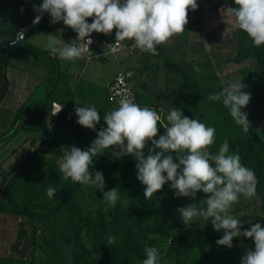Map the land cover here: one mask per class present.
<instances>
[{"label": "trees", "instance_id": "trees-1", "mask_svg": "<svg viewBox=\"0 0 264 264\" xmlns=\"http://www.w3.org/2000/svg\"><path fill=\"white\" fill-rule=\"evenodd\" d=\"M201 1L214 4L221 0ZM227 1L230 6H235L234 0ZM42 2L0 0V41H14L22 28L37 15L33 5ZM50 19L48 14L34 30L51 24ZM238 35L236 55L229 61L241 64L253 59L262 66L259 72L249 65L240 69L241 83L245 85L242 90L251 94L245 109L255 113L257 119L262 121L264 45L254 46L248 35L239 28ZM25 41L13 48H0V104L8 92V81L3 69H7L15 53H42L26 46ZM157 51L164 58L165 67L178 72L183 80L179 98L174 101L175 108H180L191 119L214 127L216 139L207 150L215 154L227 140L230 152L238 153L241 163L254 170L258 180L256 194L264 193V138L251 123L250 131L245 133L235 124L229 110L221 102L207 99L225 86L216 74L212 60L186 67L184 61L180 63L172 58L164 46L158 45ZM212 56L216 58L214 54ZM58 61L53 60L45 79L32 96L17 108L16 118L10 128L0 132V147L22 131L33 133L28 138L31 141L30 154L22 164L12 169L0 188V213L33 219L36 223L31 256H0V264H142L146 259V245L156 247L159 252L167 247V258L174 264H206L205 255L209 247L227 248L216 244L223 235L214 233L210 221L198 217L185 225L176 212L178 207L206 198L205 193L198 192L194 199L175 197L174 190L165 184L151 199L146 200V186L137 179V161L132 155L118 157V151L110 148L94 158V167L90 169L93 173H103L105 191L118 187L120 198L115 207H108L102 199L103 193L94 186L63 178L59 168L65 150L71 146L85 150L96 138V132L102 126L106 127L103 114L110 111L112 103L108 94V102L100 99L95 102H77L80 107L95 105L101 117L96 131L79 125L74 112L77 103L71 102L74 90L67 74L57 72V68L60 69ZM195 67L201 71L196 72ZM136 94L140 107L153 108L161 116L159 130L154 137L158 139L166 131L163 126L168 123L166 117L172 109L166 110L158 98L138 91ZM55 101L63 105L58 116L52 114ZM219 109H223L220 110L221 114L217 111ZM151 146L149 141L144 149L146 155ZM48 184L57 188L54 199L46 195ZM198 207L205 205L198 203ZM110 236H115V243H107ZM239 239L242 238H234L233 242ZM216 248L214 251L217 253ZM161 263L163 260L159 261Z\"/></svg>", "mask_w": 264, "mask_h": 264}, {"label": "clouds", "instance_id": "clouds-1", "mask_svg": "<svg viewBox=\"0 0 264 264\" xmlns=\"http://www.w3.org/2000/svg\"><path fill=\"white\" fill-rule=\"evenodd\" d=\"M234 5L224 7L223 15L233 17L236 26L248 35L254 46L264 45V0H234ZM197 8V0H43L41 4L33 5L37 13L33 23L38 24L42 14L47 12L50 23L62 21L77 33L76 39L82 41V45L65 42L62 48L48 45L49 54L63 61L82 59L84 53H91L92 33L108 35L113 29L116 30L115 44L133 40V46L141 52L159 55L157 46L170 44L172 37L183 33L189 22V10ZM88 18H92L91 23L87 22ZM205 47L208 52L212 51V45L205 43ZM194 70L201 71L199 67ZM244 87L241 81L228 84L207 99L221 102L229 110L235 124L247 133L250 121L248 113L242 109L249 104L251 94L243 91ZM79 105L77 103L74 108L77 123L96 131L101 120L97 108L95 105ZM166 119L168 123L163 126L165 133L154 139L161 116L153 108L140 107L130 94H125L117 108L103 114L106 127L102 126L96 132V138L85 150L77 146L67 147L59 168L60 174L64 179L94 186L103 193L102 199L107 206L115 207L120 198L118 187L105 191L103 173H93L90 169L94 167V158L110 148L118 151V157L132 155L137 161V179L146 186V200L151 199L165 184L174 190L175 197L194 199L202 191L206 198L198 203H203L205 207H198V203L178 207L176 212L181 222L188 225L198 217L210 221L215 231L223 230V236L216 244L229 249L234 246V238L251 239L254 248L246 250L240 264H264V227L259 222L252 224L251 220L242 222L230 213L232 205L241 196L248 200L256 196L258 180L254 170L241 163L238 153L230 152L227 140L215 154L207 150L216 139L214 127L185 116L177 107L168 113ZM149 141L152 146L146 155L144 149ZM56 193L57 188L48 184L47 197L54 199ZM243 223H248L250 227L243 229ZM115 242V236L107 240L108 244ZM144 252L146 259L142 264H159L160 254L156 247L146 245Z\"/></svg>", "mask_w": 264, "mask_h": 264}, {"label": "rangeland", "instance_id": "rangeland-1", "mask_svg": "<svg viewBox=\"0 0 264 264\" xmlns=\"http://www.w3.org/2000/svg\"><path fill=\"white\" fill-rule=\"evenodd\" d=\"M227 6H230L228 1L221 0V3L219 2L212 7V18L207 25L209 34L208 38L202 36L203 41L201 42H195L193 39L191 43L181 42L179 44L177 40L180 34H178L171 38L172 42L170 44L167 43L168 45H171L173 50H175L171 55H173V57L180 63L184 61V65H187L188 67L194 63L205 62L208 59H211L214 63L216 74L223 81L225 86L227 83H238L242 80L240 69L244 66H253L258 72L262 69V66L253 59H249L241 64L229 61V59L236 55L239 35L238 27L235 24L234 18L223 15V9ZM38 30L39 29L34 31L25 42L26 46L33 48L34 50H39L42 53H39L38 55H34V53L31 52L15 53L14 64L16 66L15 69H24L33 76H42V82L43 65H52L54 59L43 54V50L37 47H32V38H36L38 36L40 32ZM185 31L186 26L184 32ZM197 32H193V36H197L198 38L199 35ZM210 33H212L213 36H211ZM100 43L103 47L105 46L104 48H106V44L104 42L101 41ZM205 43L212 45L211 52L206 50ZM213 54L216 58H213ZM111 58L112 57L110 56L106 61H102L97 58L92 60V62L96 61L100 64V66H102V70L104 72L101 77L102 80L111 75L116 68L114 63L111 61ZM92 62L86 64L83 60L84 66L86 67L90 66ZM87 84L88 83L86 81H82L78 87L79 89H82ZM131 85L135 89L132 82ZM42 88L43 86L40 87V89ZM9 103L10 102H5L3 109L0 111V131L7 129L9 125H11L10 120L5 118L10 111ZM165 103L166 105L164 104V106H166L168 110L175 108L174 102ZM115 108H117L115 104H111L109 106L110 110ZM220 110L223 109L217 110L219 114H221ZM242 111L248 113V120L264 138V120H258L255 113L245 108H243ZM32 134L33 133H26L22 131L4 146L0 147V188L4 179L9 175L12 169L22 164L30 154L31 141L28 138ZM263 207L264 193L256 194V196L251 200L245 199L241 196L239 201L232 205L230 213L242 222L251 220L252 224L259 222L261 226L264 227ZM35 224V220L33 219L20 218L0 213V256H5L7 258L25 256L29 258L32 254V239L34 236ZM249 227L250 225L248 223H243V229ZM214 233L223 235V230H214ZM240 238L242 239L235 240L233 242L234 246L230 250L224 247H209L205 255L207 259L206 264H240L241 258L245 254L246 250L254 248V243L251 239H245L244 237ZM214 248L218 249L217 253L214 251ZM167 252V247L159 252L160 260H163V263L161 264H174L170 262L169 258H167Z\"/></svg>", "mask_w": 264, "mask_h": 264}, {"label": "crops", "instance_id": "crops-1", "mask_svg": "<svg viewBox=\"0 0 264 264\" xmlns=\"http://www.w3.org/2000/svg\"><path fill=\"white\" fill-rule=\"evenodd\" d=\"M219 2L221 3V1ZM217 3L212 4L210 2L197 0L198 8L195 11L189 10V22L186 24V31L179 35L177 40L179 44L181 42L191 43L193 39L195 42H201L203 41L202 36L208 38L207 25L212 18V7ZM87 22L91 23L92 18H88ZM38 31H40L38 36L32 38V47H37L43 50V52H47L50 58L59 60L57 64L60 69L57 68V72L63 71L67 74L69 84L74 90L71 102H95L96 99H100L102 102H108L106 98L108 87L115 79L117 73L121 70L128 73L129 79L133 83L136 91L153 96V98H158L159 102L162 103L166 110L168 109L164 106V104L166 105L165 102H174L179 98L183 82L181 75L176 71L168 70L164 65V58L159 55L150 56L147 52L136 51L132 53L123 51L120 52V54H108L107 56L97 57V59L106 61L111 56V61L116 67L111 75L102 80L101 77L104 72L102 66L96 61H93L90 66L86 67L82 59L68 62L61 60L58 56L54 58L49 54V44H55V46L62 48L64 42L71 43L77 41V33L71 28L66 27L62 21L55 24L43 25V28H40ZM115 31L116 30L113 29V32L108 35L103 33H92L97 35V43L94 45V50L96 52L105 51V46L103 47L100 42L102 41L106 44L108 41L115 40ZM193 32H197L199 35L198 38L197 36H193ZM210 35L213 36L212 33H210ZM162 46H164L168 54L174 58L171 54H173L175 50H173L171 45L165 43L162 44ZM14 63L15 55L10 64L6 67L7 69H3L8 81V92L0 104L1 111L4 107V103L10 102V111L5 118H8L11 124L16 118L17 108L32 96L42 78V76H33L24 69H15L16 66ZM48 66L47 64L43 65V80L47 75ZM185 66L188 67L187 65ZM82 81H86L88 84L85 85L84 88L79 89L78 85ZM10 126L11 125H9L8 128H10Z\"/></svg>", "mask_w": 264, "mask_h": 264}, {"label": "built area", "instance_id": "built-area-1", "mask_svg": "<svg viewBox=\"0 0 264 264\" xmlns=\"http://www.w3.org/2000/svg\"><path fill=\"white\" fill-rule=\"evenodd\" d=\"M96 38H97V35L91 34V39L93 41V43L89 47V51L91 53H87V52L84 53V56L82 58V60H84L86 62V64H89L90 62H92V60L94 58L107 56L108 54H118V53L123 52V51H129L132 53L139 51L138 48L133 46L134 45L133 40L122 41V42H119L118 44H115V40H113V41H108L106 43V50L105 51L96 52L94 50V45L97 43ZM82 43H83L82 41L77 40L75 42H71L70 44L82 45ZM113 48H115V51H113ZM125 94H130L131 97L134 99V102L139 105V100H138V97L136 94V90L131 85L128 73L125 72L124 70H121L117 73V75L115 76V79L113 80V82L108 87L109 101L118 107L119 106V100ZM62 106L63 105L61 103H59L58 101H55L53 103V106H52V114L57 112L59 110V108ZM62 109H63V107H62ZM61 111L56 113L54 116H58L61 113Z\"/></svg>", "mask_w": 264, "mask_h": 264}, {"label": "water", "instance_id": "water-1", "mask_svg": "<svg viewBox=\"0 0 264 264\" xmlns=\"http://www.w3.org/2000/svg\"><path fill=\"white\" fill-rule=\"evenodd\" d=\"M47 15H48L47 12L43 13L40 22ZM33 20L22 28V30L20 31L18 37L14 41H10V42L0 41V48H13V47H16V46L20 45L21 43H23L33 33V31L36 28V26L40 23L39 22L38 24H34Z\"/></svg>", "mask_w": 264, "mask_h": 264}]
</instances>
